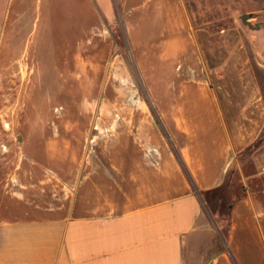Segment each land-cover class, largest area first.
I'll use <instances>...</instances> for the list:
<instances>
[{
  "label": "crops",
  "instance_id": "obj_1",
  "mask_svg": "<svg viewBox=\"0 0 264 264\" xmlns=\"http://www.w3.org/2000/svg\"><path fill=\"white\" fill-rule=\"evenodd\" d=\"M115 5L151 114L90 147L93 115L51 111L107 85ZM260 30L194 27L185 0H0V264H264ZM232 181L223 235L207 194Z\"/></svg>",
  "mask_w": 264,
  "mask_h": 264
},
{
  "label": "rangeland",
  "instance_id": "obj_2",
  "mask_svg": "<svg viewBox=\"0 0 264 264\" xmlns=\"http://www.w3.org/2000/svg\"><path fill=\"white\" fill-rule=\"evenodd\" d=\"M185 4L193 26L203 28L209 33L232 29L235 25L242 26L240 17L243 14H251L250 22L252 25L258 23L260 27H264V0H185ZM110 20L111 24L107 29L113 39L112 48L108 57L104 52L100 53L101 56L108 59L105 77L107 85L98 91L66 92L62 98V101L66 103H69L68 94L73 96L71 102H75L74 96L77 95V104L81 101L82 95L92 97L94 101L88 100L86 97L82 99L81 106L68 105L61 107V109L58 108V111H56L57 108L55 110L52 108L51 111V114L60 113L61 115H93L94 119L90 124L87 122L77 124L79 130H84L89 125L87 130L91 134L88 142L90 147L101 145V141L105 139L112 140V134H117L120 125L123 126L121 128L123 131H134L133 124L128 120L129 116L139 117L142 114H151L148 111L149 103L147 105L144 103L150 97L137 72L131 50L123 33L122 13L116 5ZM255 33L263 35L264 30ZM260 46L264 58V40ZM84 63H80L79 66H86ZM141 104L142 107H140ZM150 109L152 110L151 106ZM140 125L146 126L145 123H140ZM246 167L247 174H252L251 165L246 164ZM232 187H236L238 190L235 192L231 189ZM248 187L261 195V202L264 205V177L250 179ZM223 195L225 203L221 205L214 200H209V209L215 214L219 213L220 216L216 220L220 227V233L225 235L228 205L235 197L242 195L241 182L232 181L231 185L224 189Z\"/></svg>",
  "mask_w": 264,
  "mask_h": 264
},
{
  "label": "trees",
  "instance_id": "obj_3",
  "mask_svg": "<svg viewBox=\"0 0 264 264\" xmlns=\"http://www.w3.org/2000/svg\"><path fill=\"white\" fill-rule=\"evenodd\" d=\"M261 142H262V140L261 141L259 140L250 149L251 150L254 149L256 146L260 145ZM231 189L235 192H236V190H238V188H236V187H232ZM223 192H224V189H217V190L207 194V196L209 195L207 197V200L220 201L221 205H223L225 203V197L223 195ZM201 197H202V195H201ZM203 200H204V198H203Z\"/></svg>",
  "mask_w": 264,
  "mask_h": 264
},
{
  "label": "water",
  "instance_id": "obj_4",
  "mask_svg": "<svg viewBox=\"0 0 264 264\" xmlns=\"http://www.w3.org/2000/svg\"><path fill=\"white\" fill-rule=\"evenodd\" d=\"M240 20H241V23L250 30H259V28H260L259 24H254V25L251 24V22H250L251 14H243L240 17ZM263 65H264V61H263Z\"/></svg>",
  "mask_w": 264,
  "mask_h": 264
}]
</instances>
